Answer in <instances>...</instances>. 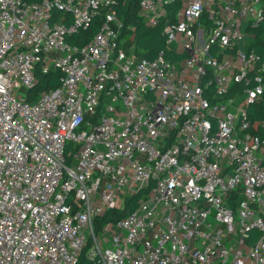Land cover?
<instances>
[{
	"label": "built area",
	"instance_id": "2783aa9c",
	"mask_svg": "<svg viewBox=\"0 0 264 264\" xmlns=\"http://www.w3.org/2000/svg\"><path fill=\"white\" fill-rule=\"evenodd\" d=\"M126 2L0 0V264H264V0Z\"/></svg>",
	"mask_w": 264,
	"mask_h": 264
},
{
	"label": "trees",
	"instance_id": "16d2710c",
	"mask_svg": "<svg viewBox=\"0 0 264 264\" xmlns=\"http://www.w3.org/2000/svg\"><path fill=\"white\" fill-rule=\"evenodd\" d=\"M38 1V0H30ZM138 1L139 0H127L126 4L121 5L118 8V15L124 22L123 35L126 37H132L135 44V53L139 58L153 60L158 53L166 48V38L164 36V26H160L156 29L148 28L143 20L138 17ZM102 24V16L94 18L91 29L85 33V37L92 38L94 34L100 29ZM255 36V41L252 48L264 61V11L263 18L258 28L252 31ZM75 42V39H74ZM58 74L41 76L38 86V91H49L55 89L58 86ZM130 210V208L128 207ZM127 210V211H129ZM112 215H118L116 212H110L105 220H109ZM123 215H119L120 219Z\"/></svg>",
	"mask_w": 264,
	"mask_h": 264
},
{
	"label": "rangeland",
	"instance_id": "374dc122",
	"mask_svg": "<svg viewBox=\"0 0 264 264\" xmlns=\"http://www.w3.org/2000/svg\"><path fill=\"white\" fill-rule=\"evenodd\" d=\"M125 46H124V51L131 55V51L135 49V44L133 43L132 37H126L125 38Z\"/></svg>",
	"mask_w": 264,
	"mask_h": 264
}]
</instances>
